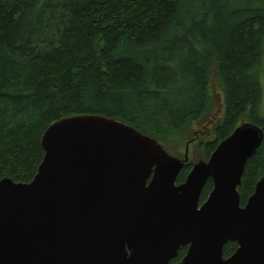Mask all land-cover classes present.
<instances>
[{
  "label": "trees",
  "instance_id": "obj_1",
  "mask_svg": "<svg viewBox=\"0 0 264 264\" xmlns=\"http://www.w3.org/2000/svg\"><path fill=\"white\" fill-rule=\"evenodd\" d=\"M263 72L264 0H0V179L30 182L44 131L69 116L111 118L156 141L171 137L201 116L215 74L225 109L203 146L209 157L244 116L264 132ZM262 176L264 139L237 188L241 206ZM236 248L228 242L223 257Z\"/></svg>",
  "mask_w": 264,
  "mask_h": 264
},
{
  "label": "water",
  "instance_id": "obj_2",
  "mask_svg": "<svg viewBox=\"0 0 264 264\" xmlns=\"http://www.w3.org/2000/svg\"><path fill=\"white\" fill-rule=\"evenodd\" d=\"M263 139L238 125L176 184L187 154L111 118L55 121L33 179H0V264H170L183 246L176 264H264V176L244 206L237 190Z\"/></svg>",
  "mask_w": 264,
  "mask_h": 264
},
{
  "label": "rangeland",
  "instance_id": "obj_3",
  "mask_svg": "<svg viewBox=\"0 0 264 264\" xmlns=\"http://www.w3.org/2000/svg\"><path fill=\"white\" fill-rule=\"evenodd\" d=\"M260 87L262 96L259 116L264 119V72L260 75ZM207 94L208 100L206 102V108L200 117L190 118L185 126L175 135L163 140H157L163 149L174 158L183 159L185 154H187V166L209 159L210 156H204L203 146L205 143L214 139L215 127L223 119L225 109L224 92L215 74L211 75L210 82L207 85ZM259 116L257 117L260 119ZM242 123L247 124L252 122L248 116H244L239 121V125ZM252 124L256 125L258 123L255 122ZM202 202V198L200 197L199 205Z\"/></svg>",
  "mask_w": 264,
  "mask_h": 264
},
{
  "label": "flooded vegetation",
  "instance_id": "obj_4",
  "mask_svg": "<svg viewBox=\"0 0 264 264\" xmlns=\"http://www.w3.org/2000/svg\"><path fill=\"white\" fill-rule=\"evenodd\" d=\"M183 247H186V251H187V248H188V246H183ZM181 248V247H180ZM185 254H186V252H185ZM184 257V256H183ZM180 262V261H179ZM178 263V262H177ZM170 264H174V263H172V261H171V263ZM176 264V263H175Z\"/></svg>",
  "mask_w": 264,
  "mask_h": 264
}]
</instances>
